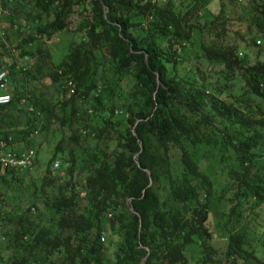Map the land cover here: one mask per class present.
I'll return each instance as SVG.
<instances>
[{"label":"trees","instance_id":"1","mask_svg":"<svg viewBox=\"0 0 264 264\" xmlns=\"http://www.w3.org/2000/svg\"><path fill=\"white\" fill-rule=\"evenodd\" d=\"M212 1L0 0V264H264V0Z\"/></svg>","mask_w":264,"mask_h":264},{"label":"rangeland","instance_id":"2","mask_svg":"<svg viewBox=\"0 0 264 264\" xmlns=\"http://www.w3.org/2000/svg\"><path fill=\"white\" fill-rule=\"evenodd\" d=\"M217 3V0H213L210 4V6H214ZM80 16H75L73 19V21L71 22L72 28H75V25L77 24V21L79 20ZM1 28V27H0ZM9 36L12 34L10 33V31L8 32ZM79 38V35H76L73 32V29H68L65 30L62 34H55L52 37H50L47 40V45L49 46V48L51 49L52 53H53V59L55 60V62H60L61 60H63V58L65 57V55L67 54L68 51V46L70 44L71 41H76ZM47 156L42 157V160L44 161V159H46ZM34 170V168H33ZM40 172L43 171V168L39 169ZM218 178L216 179L218 185L221 183V179L222 177L217 176ZM211 224L214 227L215 233H216V239H215V244L216 245H222V237H223V231L221 228V222L219 220V212L222 211V206L221 204H219L216 200L212 199V208H211ZM187 255L189 256V249H187ZM193 255L194 257H196V250H193ZM192 258V257H191ZM191 260V259H190ZM192 262V260H191Z\"/></svg>","mask_w":264,"mask_h":264},{"label":"built area","instance_id":"3","mask_svg":"<svg viewBox=\"0 0 264 264\" xmlns=\"http://www.w3.org/2000/svg\"><path fill=\"white\" fill-rule=\"evenodd\" d=\"M5 32L0 28V40L4 39ZM25 70V67L21 68ZM8 74L9 71L7 68H4L0 71V105L8 104L11 101V94L8 92ZM6 142L0 141V148H5ZM34 163V150H28L21 153H15L8 150L0 155V165L3 168H17L19 170H24L33 166ZM59 167L58 162L54 163V169ZM101 239L104 240V235L101 236Z\"/></svg>","mask_w":264,"mask_h":264}]
</instances>
